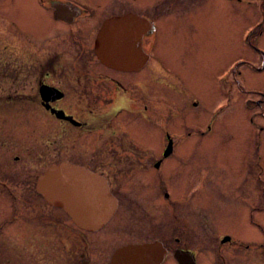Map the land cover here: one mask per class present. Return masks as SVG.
I'll return each mask as SVG.
<instances>
[{
	"label": "flooded vegetation",
	"instance_id": "flooded-vegetation-1",
	"mask_svg": "<svg viewBox=\"0 0 264 264\" xmlns=\"http://www.w3.org/2000/svg\"><path fill=\"white\" fill-rule=\"evenodd\" d=\"M16 1L0 0V264H110L121 248L154 243L165 252L161 264H178L179 253L202 264L200 257L209 247L212 264H264V244L252 238L258 232L264 239V222L258 220L264 214L261 145L254 149L258 207L235 206L238 181L248 174L245 147L236 172L234 167L207 172L205 188L211 186L221 203L213 199L212 207L183 214L178 201L185 192L183 139H172L170 126H154L157 100L164 102L167 93L178 96L184 87L183 75L155 54L157 27L170 20L184 24L189 37L194 35L193 46L185 49L196 53L203 40L198 19L213 12L211 0H152L151 8L137 0H18L20 7L43 13L26 26L8 15L9 3ZM103 28L102 51L116 64L97 55ZM177 30L183 35V26ZM262 35L243 38V45L260 55V66L254 67L258 72L264 70V48L256 41ZM245 61L239 58L219 75L212 73L213 105L219 98L224 102L202 117L201 136L213 131L220 112L228 113L236 70ZM12 162L21 170L14 177L35 173L34 196L29 197L24 183L12 180L13 170L18 171ZM66 166L73 178L86 174L80 213L108 211L99 191L106 186L115 201L107 222L82 229L76 218L37 193L36 183L48 168ZM138 177L148 181L149 190L138 188L136 197L128 183Z\"/></svg>",
	"mask_w": 264,
	"mask_h": 264
},
{
	"label": "rangeland",
	"instance_id": "rangeland-1",
	"mask_svg": "<svg viewBox=\"0 0 264 264\" xmlns=\"http://www.w3.org/2000/svg\"><path fill=\"white\" fill-rule=\"evenodd\" d=\"M137 1L140 5L151 8L150 3L152 0ZM247 2L248 0H234L232 2L211 0L210 4L213 6V12L208 17L203 16L198 19V33L203 40L200 44L201 49L196 53L191 49H185L187 48L185 45L191 44V47L193 46L194 35L191 34L189 37L188 33L190 31L185 32L187 28L184 24L177 26L175 21L170 20L157 27L156 56L161 58L168 69L173 67L183 75L184 87L180 89L183 92L179 93L178 96L172 94L175 97L167 93V98L163 97L164 102L159 101L160 99L157 100L155 106L156 124L154 125L156 129L170 126L174 133L172 139H178L176 142H180V138L183 139L185 192L183 197L178 199L179 202H183V214L191 215L196 207L208 208L213 206L215 196L211 192V186L205 188V180L209 178L207 172H211L212 167L218 168V171L222 169L226 172L234 167L236 172L238 164H243L245 147L249 150V161L245 166L248 174L238 181L240 192L235 194V206L240 205L244 210L250 208L251 211H253V207L259 206L257 203L260 199L256 197L259 195V188L256 185L259 172L254 149L260 144L261 150H264V114L262 113L264 101L260 96V94L264 96V70L260 72L255 70L259 68L261 63L259 60L260 55L252 51L249 46H244L243 38L245 36L255 38V36L263 34L259 39L256 38V41L259 43V47L264 48V32H260L261 30L264 31V22L262 23L264 0H250L251 4L249 5ZM8 11V15L17 18L18 22L25 26L34 21V16L43 14L39 8L34 10L20 7L18 0L16 3H9ZM180 26H183V35L177 30V27ZM0 27H2V22H0ZM212 38L215 39L214 42L209 43V39ZM231 39H233V42ZM239 58L246 60L245 62L251 65L245 63L236 70L235 94L233 97L227 98V101H231L228 113L218 110L217 112L220 113L214 123L216 131L213 129L210 134L201 136L198 134V129H202L204 126L202 117L207 118L212 108L224 102L222 98H219V102H215V105H213L215 86L212 83V77L215 79L216 75H212V73L217 72L219 75L220 72L233 65V62H236ZM249 90L258 91L260 94L249 92ZM196 95L201 102L200 104L197 102ZM256 101H260L261 106H257ZM193 102L197 104V108L191 106ZM246 103H248V108ZM202 104L205 107H202ZM249 116H253L252 124L247 121ZM179 127L182 130H179ZM15 148L17 149L16 153L19 154L18 149H21L19 140ZM260 162L262 163V161ZM196 165L201 166L191 168ZM14 168L18 171L13 170ZM38 169L40 168H36L34 171ZM12 170V180L24 183L27 186L29 197L34 196L35 173L26 172L22 176L14 177L21 170L13 162ZM210 181H213V179L211 178ZM128 184L129 190L134 192L132 194L136 197L138 188H140V191L149 190L148 181L141 177ZM219 184H224V181ZM18 189L21 188L19 187L16 190ZM245 193H248V195ZM195 195H199L200 198H195ZM134 196L132 197L133 200ZM216 200L221 203V199ZM134 216L128 218L132 219ZM192 219L191 222L194 224ZM258 220L264 222V214ZM191 234L194 238L195 233L191 232ZM252 238L258 243L264 244L262 234L257 232ZM252 246H256V243L252 242ZM225 248L228 249V246ZM207 250L200 257L202 264H212L213 253L210 247Z\"/></svg>",
	"mask_w": 264,
	"mask_h": 264
},
{
	"label": "water",
	"instance_id": "water-1",
	"mask_svg": "<svg viewBox=\"0 0 264 264\" xmlns=\"http://www.w3.org/2000/svg\"><path fill=\"white\" fill-rule=\"evenodd\" d=\"M105 28V26H104ZM100 32L97 43L96 52L99 58L104 62L116 64V58H109L102 51V44L105 37V29ZM69 167H50L48 170L39 177L36 183V191L45 201L50 205L65 211L67 215L76 218L77 225L82 229L88 227L96 228L103 223L107 222L115 207V201L109 195L106 186H102L99 191L101 192L104 207L107 206L108 211L104 214H84L80 213L83 209L84 197L87 189L84 185L83 177L73 178L71 176ZM164 250L157 243L144 246H129L117 250L111 260L110 264H161L164 257ZM178 264H195L194 259L187 253L176 256Z\"/></svg>",
	"mask_w": 264,
	"mask_h": 264
}]
</instances>
